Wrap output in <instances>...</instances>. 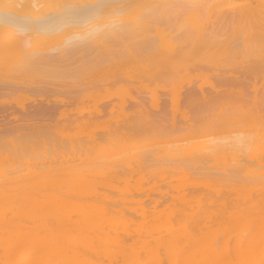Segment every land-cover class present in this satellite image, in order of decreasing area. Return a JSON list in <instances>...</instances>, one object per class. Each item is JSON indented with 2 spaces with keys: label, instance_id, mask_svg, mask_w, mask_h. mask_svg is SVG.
<instances>
[{
  "label": "bare ground",
  "instance_id": "bare-ground-1",
  "mask_svg": "<svg viewBox=\"0 0 264 264\" xmlns=\"http://www.w3.org/2000/svg\"><path fill=\"white\" fill-rule=\"evenodd\" d=\"M107 1L0 0V264H264V0Z\"/></svg>",
  "mask_w": 264,
  "mask_h": 264
},
{
  "label": "clouds",
  "instance_id": "clouds-1",
  "mask_svg": "<svg viewBox=\"0 0 264 264\" xmlns=\"http://www.w3.org/2000/svg\"><path fill=\"white\" fill-rule=\"evenodd\" d=\"M107 27L99 14H89L83 17L59 18L45 26L44 31L54 34L62 46H72L92 38Z\"/></svg>",
  "mask_w": 264,
  "mask_h": 264
},
{
  "label": "rangeland",
  "instance_id": "rangeland-1",
  "mask_svg": "<svg viewBox=\"0 0 264 264\" xmlns=\"http://www.w3.org/2000/svg\"><path fill=\"white\" fill-rule=\"evenodd\" d=\"M111 2H112V0H109V2L107 1V3H109V4H110ZM109 4H108V5H109Z\"/></svg>",
  "mask_w": 264,
  "mask_h": 264
}]
</instances>
